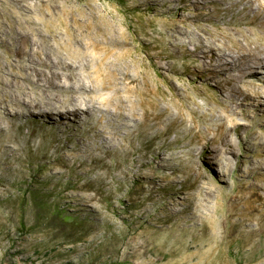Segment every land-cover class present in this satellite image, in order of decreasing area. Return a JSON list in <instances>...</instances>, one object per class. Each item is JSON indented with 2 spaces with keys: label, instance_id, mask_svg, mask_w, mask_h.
<instances>
[{
  "label": "rangeland",
  "instance_id": "374dc122",
  "mask_svg": "<svg viewBox=\"0 0 264 264\" xmlns=\"http://www.w3.org/2000/svg\"><path fill=\"white\" fill-rule=\"evenodd\" d=\"M202 1L223 8L236 0H220L222 5L219 0H0V17L32 13L33 26L47 41L51 35L59 38L51 44L63 45L62 33L68 30L69 49L59 47L61 58L68 51L81 50L73 41L76 36L85 40V36L117 35L119 46L99 43L97 50L88 48L87 53L106 54V62L132 58L143 67L153 61L156 67L149 68V76L158 87L156 113L174 98L172 87H180L187 94L185 110L196 112L198 130L204 132L207 124L219 121L208 109L219 112L214 100H225L232 113L223 134L233 149L232 154H222L228 172L223 167L221 173L214 163L221 159L214 152L215 144L206 143L201 150L191 143L187 131L191 124H179V119L155 140V146L164 147L160 159L143 141H134L135 147L146 152L145 159L137 153L129 158L141 164L138 175L122 152L113 156L94 150L93 159L69 153L82 130L70 125V131L61 135L54 125L37 127L36 123L46 122L42 108L34 109L41 114L38 118L9 116L14 127L0 130V264H264V226L258 214L264 201V85L247 86L250 80L242 78L243 86L263 95L255 106L242 109L232 85L225 86L224 97L214 80L202 84L195 75L182 74L200 70L206 75L210 68V60L200 53L191 55L197 29L187 18ZM212 4L207 3L203 11L215 16L218 7ZM183 5L188 9H181ZM240 8L235 6L232 12ZM47 14L53 16L47 20ZM218 17L229 19L223 11ZM177 26L184 27L182 34ZM240 29L248 34L247 26ZM256 37L250 35L258 41ZM257 43L263 50L261 41ZM231 55L235 60L237 54ZM12 59L0 47V64ZM258 75L264 80L263 73ZM169 106L163 124L175 112ZM11 112L7 106L0 109L6 120ZM50 118L51 123L65 121L57 113ZM67 136H72L70 141ZM124 171L128 176H123ZM143 175L153 178V191ZM189 212L197 218L206 213L204 226L187 218ZM232 223L239 226L235 229Z\"/></svg>",
  "mask_w": 264,
  "mask_h": 264
},
{
  "label": "bare ground",
  "instance_id": "6f19581e",
  "mask_svg": "<svg viewBox=\"0 0 264 264\" xmlns=\"http://www.w3.org/2000/svg\"><path fill=\"white\" fill-rule=\"evenodd\" d=\"M171 1L174 2V0ZM263 1L236 0L223 8H219L218 5L212 4L210 1H202L200 5H192V10L196 13H189L187 18L193 22V26L197 29L194 33L196 39L191 41L193 46L191 55L200 53L201 58L210 60V68H208L206 75L200 70L195 72L184 70L182 74L195 75L202 84L208 80H214L215 87L224 97L226 94L225 86L227 84L232 85L235 95L241 97L239 107L242 109L255 106L263 97L258 89H247L241 84L242 78H244L250 80L247 86H254L256 83L264 85L263 76L258 75V73L264 75V56H262L264 48L263 50L259 49L257 43L260 40L264 46ZM207 3L218 7L213 9L215 16L211 15L210 12L203 11V7ZM218 4L222 5V1L219 0ZM235 6H241L236 14L232 12ZM181 9H188V6L183 5ZM221 11L224 15L229 16L227 21L218 17ZM246 11L252 14L249 15ZM31 15L32 13L1 14L0 17L2 19L0 47L6 50L7 55L13 56L10 63L0 64V87L2 90L0 109L7 106L12 110L11 113L6 114L7 120L0 115L1 131L5 127H14L11 122L13 118L17 120L38 118L41 114L36 113L34 109L42 108L44 118L42 120L46 122L36 123L37 127L44 126L46 128L54 125L57 133L61 135L70 131V125H76L82 130L78 142L70 147L69 153L76 151L83 154L85 158L93 159V151L100 150L103 155L117 156L118 152H122L124 157L129 159L132 154L137 153L140 159H145L146 152L134 145L135 140H141L146 149L155 151L160 159L164 147L155 146V140L168 133L180 119L179 124H183L185 121L191 124L187 130L192 135L191 143L200 145L201 150L204 149L206 143L215 144L214 152H217L221 159L217 157L214 163L217 168L222 170L221 173L224 172L223 167L225 172H228L222 154H232L233 149L223 131L227 129L228 123H230L232 112H230L225 100H214V104L220 108L219 112L215 111L213 107L208 109V113L212 117L218 115L219 121L215 124H207L204 132L198 130V124L195 120L196 112L189 108L185 110L184 101L187 99V94L180 87H172L174 98H171L166 104L163 103L160 112L156 113L155 108L158 105L155 95L158 93V87L149 76V68L156 67L153 61H149V64L143 67L138 60L132 58L106 62V54L100 57L96 54L87 53L88 48L97 50L99 43H103L106 47L119 46L120 42L117 35L105 39L103 37L97 39L85 36V40H83L82 35L76 36L73 41L81 50L75 49L74 53L68 51L65 58H61L58 51L59 47L62 46L67 49L71 41L68 30L62 33L65 39L63 45L58 47L51 42L58 43L59 38L56 35H51L47 41L41 30L33 26L32 21L35 22V19ZM50 16L53 15H46L47 20L50 19ZM183 21L181 20V22ZM201 23L212 24L213 28L209 29ZM218 24H221L222 28ZM241 25L247 26L248 34L241 31ZM177 29L179 34H182L181 31L184 32V27L177 26ZM250 35L258 36L256 37L258 41L251 39ZM209 38H211L210 41ZM234 52L237 54L235 60L232 59L231 55ZM23 58L24 63L21 62ZM166 69L171 72L174 71L172 67ZM162 97L163 100H166L164 96ZM169 105L174 108L175 112L170 114L171 118L164 125L162 117L170 112L171 107ZM52 109L56 111L52 112ZM185 111L186 114H184ZM52 113H57L65 121L51 123L50 115ZM9 116L11 119L8 118ZM20 126L18 125V129ZM71 137L67 136L66 139L70 141ZM244 139L246 141V137ZM53 141L56 142L57 139L53 138ZM129 160L131 167L138 173L141 164ZM147 165L150 166V163L147 162ZM129 169L131 168H128V171ZM128 171L123 172L124 177L128 176ZM141 178L146 184L151 185L150 191H153L155 187L152 186L153 178L144 175ZM258 214L264 226V201L260 204ZM173 215L176 216L177 213H173ZM232 216L233 214L230 213L228 218L231 219ZM187 218L191 221L199 220L201 227H203L207 214H199L197 218L195 212H189ZM175 226L178 225L175 224ZM232 226L236 229L239 224L232 223ZM178 231H182L181 228Z\"/></svg>",
  "mask_w": 264,
  "mask_h": 264
},
{
  "label": "trees",
  "instance_id": "16d2710c",
  "mask_svg": "<svg viewBox=\"0 0 264 264\" xmlns=\"http://www.w3.org/2000/svg\"><path fill=\"white\" fill-rule=\"evenodd\" d=\"M67 264H70V263H67Z\"/></svg>",
  "mask_w": 264,
  "mask_h": 264
}]
</instances>
